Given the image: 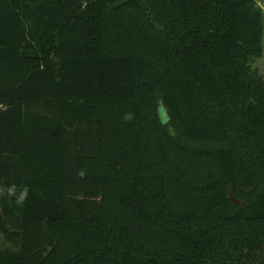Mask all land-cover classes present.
<instances>
[{"label":"trees","instance_id":"16d2710c","mask_svg":"<svg viewBox=\"0 0 264 264\" xmlns=\"http://www.w3.org/2000/svg\"><path fill=\"white\" fill-rule=\"evenodd\" d=\"M257 0H0V264H264Z\"/></svg>","mask_w":264,"mask_h":264},{"label":"rangeland","instance_id":"374dc122","mask_svg":"<svg viewBox=\"0 0 264 264\" xmlns=\"http://www.w3.org/2000/svg\"><path fill=\"white\" fill-rule=\"evenodd\" d=\"M259 5L262 7L264 11V0H257ZM264 42V38H263ZM254 66L262 73L264 76V49H263V56L260 59L255 60ZM4 193L3 190L0 191V195ZM10 243L3 237V235L0 233V248L4 247H10Z\"/></svg>","mask_w":264,"mask_h":264}]
</instances>
